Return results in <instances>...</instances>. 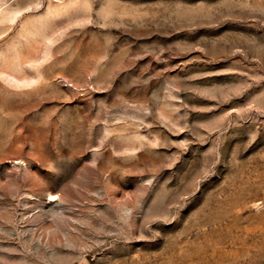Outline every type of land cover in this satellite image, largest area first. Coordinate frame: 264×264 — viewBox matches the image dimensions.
I'll list each match as a JSON object with an SVG mask.
<instances>
[{
  "label": "rangeland",
  "instance_id": "obj_1",
  "mask_svg": "<svg viewBox=\"0 0 264 264\" xmlns=\"http://www.w3.org/2000/svg\"><path fill=\"white\" fill-rule=\"evenodd\" d=\"M0 264H264V0H0Z\"/></svg>",
  "mask_w": 264,
  "mask_h": 264
}]
</instances>
